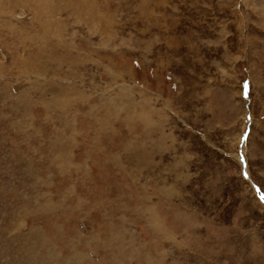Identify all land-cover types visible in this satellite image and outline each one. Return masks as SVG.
<instances>
[{
  "label": "rangeland",
  "instance_id": "rangeland-1",
  "mask_svg": "<svg viewBox=\"0 0 264 264\" xmlns=\"http://www.w3.org/2000/svg\"><path fill=\"white\" fill-rule=\"evenodd\" d=\"M0 240L264 264V0H0Z\"/></svg>",
  "mask_w": 264,
  "mask_h": 264
},
{
  "label": "crops",
  "instance_id": "crops-1",
  "mask_svg": "<svg viewBox=\"0 0 264 264\" xmlns=\"http://www.w3.org/2000/svg\"><path fill=\"white\" fill-rule=\"evenodd\" d=\"M47 182V181H46ZM46 182H44V183H46ZM54 182V181H53ZM40 183L41 184H44L43 183V179H42V181H40ZM53 184H55V183H53ZM40 197V199H42V197L41 196H39ZM34 198V197H33ZM35 199H33L31 202H33ZM50 202H59V203H61L62 204V201H63V198H61V197H58L57 195H56V197L55 198H52V199H50L49 200ZM45 206H47V205H45ZM51 207H53L52 205H50ZM57 204L55 205V207H53L54 209H56L57 208ZM2 211H3V209H2ZM2 214V213H1ZM14 225V226H13ZM16 225L15 224H13L12 223V225H11V227L9 228V227H7V226H5V227H3L2 229H4V231H9L10 232V235H12V234H14V233H21L22 235H23V231H21L18 227H20V224L18 225V227H15ZM13 227H15L14 229H12ZM27 234V233H26ZM40 243H42L41 241H40ZM2 251V252H1ZM8 245H7V242L4 240V242L2 241V240H0V264H8Z\"/></svg>",
  "mask_w": 264,
  "mask_h": 264
}]
</instances>
